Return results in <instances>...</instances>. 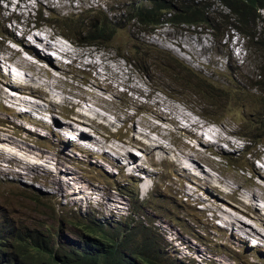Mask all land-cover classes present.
<instances>
[{"label":"rangeland","instance_id":"rangeland-1","mask_svg":"<svg viewBox=\"0 0 264 264\" xmlns=\"http://www.w3.org/2000/svg\"><path fill=\"white\" fill-rule=\"evenodd\" d=\"M6 2L0 0V7L11 5ZM45 2L41 3L42 20L38 22L45 32L41 33L44 38H48L52 32L55 38L59 35L56 31L61 29L66 32L67 26L74 28L80 20L85 23L84 14L89 18L96 14L103 18L101 13H104L113 18L116 25L111 27L108 41L90 32L95 27L85 30L80 26V32L85 30L84 34L80 38L72 34L73 40L67 39L76 53L83 55L76 63L68 59L36 63L31 56H26L11 64L9 59L12 52L20 56L24 50L12 42L7 44L6 50H0V59L3 60L0 69L7 70L10 66L15 73L12 80L4 76L0 80V151L4 150L7 157L20 161L19 169L26 176L44 175L30 179L20 173L15 180L0 172V195L13 207L16 223L32 228L42 225L41 229L68 238L76 232L67 224L69 211L74 213L71 209L73 201L88 197L91 188L104 196L100 198L97 195L88 210L95 213L98 220L112 223L127 215L133 208L135 194L139 193L138 181L132 176H121L116 166L106 164L99 150L108 151L112 158L134 159L127 144L131 140L138 142L135 137L147 140L138 133L131 138L134 124L137 132L151 139L161 135V142L172 154H180L179 158L187 169L193 168L195 160L200 174L209 179L213 189L229 206L224 207L226 212L221 216L227 218L238 214L242 219H247L246 223L242 222L245 224L242 228L232 226L235 234L260 233L264 238V189L258 183L260 178H253L252 174L250 177L251 166H246L252 163L255 153L249 145L255 139L264 140V129L260 125L264 121V93L252 89V84L257 83L256 72L264 67V57H258V60L257 56L250 58L249 55L260 54L244 52V43L238 52L236 47L241 44V35L232 29L225 34L220 33L217 20H221L219 17L215 20L214 13L212 31L205 28V22H200V27L167 25L164 29H152L145 33L142 31L146 28L130 16L128 7L131 3L146 7L148 0H79L78 3L73 2L77 6L74 11L65 8L64 0ZM21 6L23 15H18V23L10 18L5 19L10 10H2L0 23L8 30L15 25L12 26L14 36L28 45L22 23L26 18L24 11L30 2ZM83 6L90 8L83 11ZM214 11L229 13L219 4L215 5ZM15 12L17 14L19 10ZM260 14L264 18V11ZM45 20L50 26L52 22L58 28L51 30L45 27L42 23ZM257 31L263 32L264 36V24H259ZM235 35L238 37L237 43L233 39ZM31 41L54 55L51 46L45 47V41L34 37H31ZM143 59L147 60L151 71L141 69L138 60ZM36 90L38 92L33 93ZM3 96L19 102L22 114L9 112L11 106L2 101L5 100ZM188 113L206 122L224 121L231 129L227 134L241 141L240 149L224 146L219 150L218 146L212 144L217 153L201 154L195 151L194 148L201 147L186 134L177 131L175 126L176 118L187 124L192 123L189 119L185 120V117L191 118ZM28 121L52 125L58 137L48 139V131L43 126ZM15 123L23 124L26 129L17 127ZM119 127L122 128L121 133H127L126 136L114 133L115 128ZM210 130L206 131V136ZM59 133L89 144L96 157L75 155L67 145L68 139L59 136ZM60 139L66 143L65 147ZM245 146L247 149L242 151L241 148ZM62 151L65 153L62 154ZM134 154H139L138 161L151 172L147 178L149 191L141 196L148 200L144 205L137 202L134 208L148 220L156 221V227L145 226L138 219L131 222V232L139 233L136 237L138 247H142L144 239H148V246H151L157 238L153 250H159L162 255L160 250L168 245L170 249H179L180 257L191 254L200 259L202 252H209L218 259V264H245L236 249L242 253L253 249V257L256 251L262 250L258 258L264 264V246L249 248L247 242L234 240L231 233L214 227V221L219 218L212 219L209 208L205 209L206 204H200L197 199L199 194L207 195L206 190L196 191L195 184L184 181L187 192L191 194L180 191V176L173 169V162H169L177 159L171 154L162 153L168 154L169 161L153 163L137 149ZM183 154L189 157L184 158ZM70 156H80L84 160ZM1 163V166L8 164L4 160ZM47 173L50 174L46 176ZM137 173L145 176L143 170ZM220 190L224 191L221 193ZM54 192L56 195L58 192H70L73 196L61 197L57 201L52 194ZM46 194L48 196L45 197ZM84 202L81 205L86 208ZM110 209L114 210L113 217L107 214ZM204 216L210 224L203 221ZM232 242L233 247H229ZM251 243L256 244L255 241ZM246 260L252 261V258L247 257Z\"/></svg>","mask_w":264,"mask_h":264},{"label":"clouds","instance_id":"clouds-1","mask_svg":"<svg viewBox=\"0 0 264 264\" xmlns=\"http://www.w3.org/2000/svg\"><path fill=\"white\" fill-rule=\"evenodd\" d=\"M8 2L11 4L10 6H7L6 8L0 7V13L2 12V10H10L11 11L7 16H5V19L10 18L13 21L18 23L19 19H20L19 16L23 15V12H22L23 8L21 5H24L25 2H30L31 8L28 11H26V10L24 11V15L26 16V18L22 24L25 25V23L27 21H29L30 24L35 25L37 22L42 20L40 9H39L40 4H39L38 0H7L6 4ZM41 2H42V4L46 3L45 0H41ZM12 3H19L20 6L15 7ZM116 4H118V3H116ZM131 4H133L135 6H141L139 4H137V5L134 3H131ZM216 4H219V3H214V8H215ZM88 8H90V7L86 8L85 6H83L82 10L84 11ZM214 8H213V11H214ZM16 9L19 10V12L17 14L15 12ZM99 10H101L100 7H99ZM89 11L84 12V13L87 14V13H89ZM261 11H264V9H259V14L261 13ZM213 13L218 14V11L211 12V14H213ZM96 16H97V14L94 15L93 18H95ZM130 16H131V13H130ZM217 16L218 15H215V17H217ZM260 16H261V14H260ZM85 17H87V16L84 14V18ZM133 18H135V17H133ZM261 18L264 19L262 16H261ZM51 20H52V17H51ZM87 20H89V21L86 22ZM92 20H93L92 18L87 17V19H84L85 23H82V21L80 20L78 22L79 25H76L74 28L69 27V28L73 29L72 34L76 35L77 38H80L82 36V34H84V31L90 27L89 25H90V23H92ZM107 20H109V19H107ZM42 23L44 24L45 27H48L51 30H53L54 27L58 28L52 22H51V26H50L49 23L47 22V20L42 21ZM80 24H85V26L80 25ZM259 24L263 25L264 22L261 23L259 21L258 25ZM167 25H174V26L188 25V26H191V25H189L187 23H183V22L171 23L169 21H165V22L158 23L155 26H150V29L144 30L142 32L149 33L152 29L154 31L155 29H160L163 27L165 28V26H167ZM12 26H15V25H11V28L8 30L7 27H5L3 23L2 24L0 23V44H1L0 50H2V49L6 50V48L8 47L7 44L12 42L13 44L20 46L22 48V50H24V51H21V53H20L21 56H23V57L31 56L33 58L34 62H36V63L43 62L44 64H47V62H45V61H48L50 63H55L56 61L63 62L65 59H68L71 61V59L68 57H60L59 55H57L54 49H53L54 55L48 54L47 52H45V50H42L37 44L32 43V41H31L32 36L29 33H23L24 35L27 34L26 36H28V37L25 36V39H26L27 43L30 46H32V48L35 50V53L30 52L29 50H27L25 48V44H26L25 42L18 41V39H16V37L14 36L13 30H12ZM80 26L85 27L84 28L85 30L83 32H80ZM192 26L200 27V26H198V23L193 24ZM202 28H204V27L202 26ZM205 28L208 29L209 31H212L211 28H208L207 25ZM65 29H66V31H68L67 28H65ZM75 29H77L78 32H75ZM229 30H231V27H229L227 31H229ZM232 30L234 31L235 29H232ZM33 31L38 32L37 27H35L33 29ZM235 31H237V30H235ZM56 32H57V34H59L56 36V38L65 44L67 43V39L69 41L73 40V38H71L72 34L71 33L69 34V32L66 33V32L62 31L61 29L59 31H56ZM241 37H242L241 44L236 47L237 48L236 50L238 52L241 51L242 43H244V46H245L244 52L252 51L251 48L249 47V40L246 37H244L243 35H241ZM233 39H236L235 43H237L238 37L236 35L233 37ZM254 54H258V53H254ZM40 55H44V56H40ZM249 57L251 58L254 56H249ZM261 57H264V56H259V59ZM257 59H258V57H257ZM14 60L19 61L20 58H19V56H17L16 54H14L12 52V56L10 57L9 62L12 64L14 62ZM2 62H3V60L0 59L1 65H2ZM73 63H76V62H73ZM2 67H3V65H2ZM145 67L148 69H143L144 71H147V70L151 71L152 70L149 67L148 63ZM257 72H256V74H257ZM8 73H10V74L13 73L10 66L7 70L1 68L0 69V79H2V76L7 78ZM256 74H255V78L257 80L258 77L256 76ZM252 89L258 90L261 94L264 93L263 91L261 92L257 88H252ZM2 101L4 103H6V105L11 106V110L9 112H12V113L17 112V113L22 114L20 112V109H21L20 106L19 105L15 106L13 104L14 100H10L8 98H5V100L2 99ZM8 102H10V103L7 104ZM3 109L5 110V108H3ZM188 115L192 119L198 120L200 122V127L204 126L206 129H209V128L218 129L221 124L225 125L224 121L208 120L209 122H206L204 120L198 119L197 117L195 118V116H193L190 113H188ZM2 119L5 122L8 121L7 118H2ZM158 120H159V117H158ZM28 122H30L32 124H37V125L43 126L48 131V134H49L47 136L48 139L58 137L57 131L54 129V127L52 125L42 123V122L39 123L40 121L35 122V123H33L31 121H28ZM15 125L19 128L23 127L26 129V126H24L23 124L19 125V124L15 123ZM260 125H261V128L264 129V121H261ZM121 131H122L121 127L115 128L114 133L119 134L121 137L126 136L125 134H127V133H121ZM195 131L198 135H200V133L204 134L203 129L198 130V128H197V130H195ZM83 132L85 133V131H83ZM68 136L69 135H64L62 137L68 139L67 145L70 149H72V151L75 155H83L84 157H89V158L96 157L94 149L90 148V153H89L88 151L84 150L83 145L85 143L83 141L72 138V137H68ZM112 136L114 137V134ZM187 137L201 147V148H198V150L200 152L203 151V154L217 153V151H218V150H214L213 147L206 148L203 145L198 144L194 138L189 137V136H187ZM230 137L236 141L237 149H240V146H241L240 142L241 141L236 139L234 136H230ZM59 141L62 142L61 139ZM62 144H63V147H65L66 143L62 142ZM224 146L226 148H229V146H227L225 143L222 142L219 144V150H222V148ZM249 146L255 150L254 156L252 157V163L246 164V166H251V168H250V177H251V174L253 173V167H259V168L264 167L263 158H262V156L264 155V140L261 138L255 139V140H253L252 144ZM135 149L139 150L142 154L146 155V157L148 159H150L153 163L162 162V161H167V162L169 161L168 157L166 159H162V158H159L157 156H149L142 149H140L138 147H134L130 151V154L132 153L131 156L134 159H132V160L126 159V161H128L129 164L125 167L124 170H122L119 167V162H121V159H119L118 157L112 158V157H110L108 151H106L104 149H100L99 153L103 156V159L106 161V164L108 163V165L110 167L116 166L119 169L121 176H124V175L132 176L136 181H138L139 193L135 194L133 208L130 210V212L127 215H125L119 219H116L112 223H108V222H102V221L98 220L96 218L95 213L88 212V210L90 208V204L93 203V200L96 199L97 195L99 194L97 189L91 188V190L88 192V194H89L88 197H86L85 199L84 198H77L73 201L74 205H73V207H71V209L76 214L69 211L67 224L71 228L75 229L76 232L73 233V235H71L68 238H62L59 236V234L54 235L48 229H41L40 227H43L42 225L38 228H32L29 226H21V225L17 224L16 219L14 217V213H13V207H11L8 203H6L4 197L2 195H0V264H24V262H26L28 264H49L50 258L48 255V251L51 252L52 254L55 251H58V252L70 251L71 249L74 248V246L76 244H78L80 242H84V243L87 242L90 245L88 247L89 249L99 250V249L103 248L107 243L106 232L109 234H117L118 233L120 235H123L125 229H127L128 233L130 234L131 238L134 241L133 248L137 249L140 252L142 251V252L149 253V258H148V260H146V262H141V261H138L137 259H130L127 262V264H170V263L171 264H218V262H217L218 259L214 258V256H211V254H209V252H207V253L202 252L203 256L200 259L195 257V256H192L191 254H189V255L187 254V255H184L183 257H180L178 254L179 249H176L175 247H173V249H170L168 247V245L167 246L164 245V249L160 250V251H162V253L164 255V257H163V255L159 252V250H153L156 243H157V238H156V243L151 245V246H148V239H144L142 247L137 246L136 237L139 235V233L131 232V229H130L131 228L130 226L134 222V220L138 219L145 226H149V227H153V226L156 227V221L155 220H148L147 218L144 217V215L138 213L134 208V206L137 202L142 204V205L146 204V200H148V199L147 198H141V196L145 195L149 191L148 186H147V178L151 175V172H149L146 169V167L140 161H138L137 155H139V154H134ZM241 149H242V151L246 150L247 146H245L244 148H241ZM257 149H261L262 153L261 154L257 153L256 152ZM214 151H216V152H214ZM245 152H246V154L249 153L248 151H245ZM61 153L64 154L65 151H62ZM70 157H72L74 159H78V160H84L80 156L79 157L77 156V158L74 156H70ZM108 157L110 158V160H107V159H109ZM97 159L101 160L100 157H97ZM2 160L6 161L8 163L7 166H5V164H3L4 167L1 166ZM123 161H125V160H123ZM194 161L195 160H193V168L188 169V172H184L181 170H180L181 172H178L179 169L176 166V160L172 159V161H169V162H173V169H175V171H177V174L180 176L181 187H182V190H180V191L182 193H185L187 195L191 194V192H187V190H186L187 186L185 185L184 181H189V182L195 184L197 187L196 191H198L199 189H204L207 191V195L202 196L199 194L197 199L200 201L199 202L200 204H203V203L206 204L207 207L205 209L209 208V210L211 211L212 219H215L216 218L215 214L216 213H219L221 215L224 214L226 212L224 207H226L228 205L225 204V199H223L222 196L219 193H217L213 189L212 186L199 184L196 177H204V176L202 174H200V167ZM19 162L20 161L14 159L13 157H11V158L7 157V154L4 150L0 151V172L4 176L10 175L15 180L20 177V173H22L25 178H30V179L44 176L43 174L42 175L41 174H35L32 176H26L24 174V172H22L19 169V167H20ZM135 164H138L139 168L137 170L131 171V167ZM149 168H151V166H149ZM142 170L145 171V176L138 175L137 172L142 171ZM187 173H190L192 176L191 175L188 177L185 176ZM193 175L196 177H193ZM3 180H5V179H3ZM142 185L147 186V187H142ZM105 186L107 187V185H105ZM109 191H110V189H109ZM220 191L222 193L224 190H220ZM232 193L233 192H231V194ZM52 194L55 195V200H57V201H59L61 197L67 196V198H69V197L73 196L70 192H66V194H64L63 192H58V195H56V192H54ZM46 196H48V194H46L45 197ZM98 196L100 198L104 197L103 195H98ZM83 201H85L84 203L87 205L86 208H83L81 205V203ZM215 201H217V203L221 204L222 209L219 210L218 208L215 207ZM103 205H104V202H102V206ZM76 206H77V208H76ZM15 209H17L18 211H21L19 208H15ZM101 211H102V215L104 216V214H106V213H104L103 209ZM107 214L111 217H113L115 215L113 209H110ZM203 221L210 224V221L205 216L203 217ZM214 222H215L214 227L216 229H219L221 231H227V232L231 233L234 240H241L243 242H247V245L249 246V248L255 247L257 245L264 246V238H262L260 236V233H257V236L259 237V239L246 238V235H247L246 233H236L235 234V232L232 231L227 224H226V227H227L226 228L222 222H221L222 224L219 223L218 219H216ZM252 241H255L256 244H252L251 243ZM229 247H233V242H232V245H230ZM78 248L80 249L81 247L79 246ZM130 250H131L130 247L128 249H126L127 252ZM123 251H124V249H123ZM236 251L238 252L239 256L242 258V261L245 264H254L256 262H260V264L262 263V261L259 260V258H258L259 257L258 253L260 254L262 252V250H261V252L256 251V253L253 254V255H255V257L251 256V252H253V249H250L249 252H246V253H242L238 249H236ZM247 257H251L252 261H247L246 260Z\"/></svg>","mask_w":264,"mask_h":264},{"label":"trees","instance_id":"trees-1","mask_svg":"<svg viewBox=\"0 0 264 264\" xmlns=\"http://www.w3.org/2000/svg\"><path fill=\"white\" fill-rule=\"evenodd\" d=\"M214 3H219L229 12L218 11V14H214L218 15L217 17L221 20V22L217 20L219 22L218 31L224 34L229 27L237 30L249 40V47L252 52L260 54L249 56H264L263 32L257 31L258 22H264L259 14V9H264V0H148L146 7L130 4L128 10L131 17H135L137 22L146 28L145 30L165 21L171 23L183 22L189 25L205 22L208 28L214 29L212 26L213 14H211V12H214ZM102 15L103 18H99V16L92 18V23L100 27L98 28L90 23V27L96 28L91 29L90 32L108 41L111 37V27H114L116 23L112 21L113 18L107 17L104 13ZM217 17H215V20ZM84 19H87V17ZM80 25L85 26V24ZM66 28L68 29L66 32L72 34L73 29ZM75 32H78L77 29H75ZM138 64L142 69H148L145 67L147 65L146 59L138 60ZM262 65H264V59ZM256 76L258 77L257 83L252 84V88L264 92V67L259 69ZM202 96L210 98L208 95L203 94ZM106 239V245L99 250L89 249L90 245L87 242H80L70 251H55L53 254L48 251L49 264H127L130 259L146 262L149 258V253L140 252L133 248L134 241L127 229L124 230L123 235L106 232ZM129 247L131 250L127 252L126 249ZM24 264L28 263L24 262Z\"/></svg>","mask_w":264,"mask_h":264},{"label":"bare ground","instance_id":"bare-ground-1","mask_svg":"<svg viewBox=\"0 0 264 264\" xmlns=\"http://www.w3.org/2000/svg\"><path fill=\"white\" fill-rule=\"evenodd\" d=\"M38 1L40 4L39 9L41 10L43 8L42 4H41L42 2H41V0H38ZM48 1L50 2L51 0H48ZM73 2L78 3L79 0H64V6H67L65 8L70 10V11H74L77 6H74ZM12 4L15 7L20 6L19 3H12ZM30 8H31V3H30V6L25 10L28 11ZM24 27H25L24 33H29L32 37H34L35 39H37L41 42L45 41V43H47V45L45 47L51 46V48H53L55 50L56 54L59 55L60 57H68L71 59L72 62H78V60L83 56L82 54L80 55V54L76 53V51L73 49L72 45H70L69 43L65 44V43L59 41L56 38V36H55V38H53V35H55V33H53V32L51 33V35H48V38H44L41 33H45V32L42 28H40L38 26V22L35 25H32V24H30L29 21H27L25 23ZM35 27H37L38 32L33 31V29ZM28 45L25 44V48L27 50H29L30 52L35 53V50L32 48V46H30V45L28 46ZM13 53L17 55V52L13 51ZM19 58L21 60V58H24V57L20 55ZM94 63L96 64V62H94ZM29 65L33 66V64H29ZM36 69H38V68H36ZM7 78H9L11 80L14 79L15 73H12V74L8 73ZM0 84H2V81H0ZM36 92H38V91L36 90L33 93H36ZM3 98H6V97L3 96ZM13 104L15 106H18L19 102L13 101ZM79 112H81V111H79ZM186 119L191 120L192 123L187 124L185 122H181L178 118H176V120H175L176 130L186 134V136L194 138L198 144H201L204 147L208 148V147H212V144L219 147V144L223 142L227 146H230L232 149H237L236 141L233 138H231L230 135L227 134V132L231 131V129L228 128L226 125L221 124L218 129L209 128L211 130L208 131V133H207L208 136H205L206 131L208 129H206L204 126L200 127V122L198 120L185 117V120ZM194 127L198 128V130L203 129L204 134L199 132L200 135H198L196 133ZM135 133H138L142 136H145L147 138V140H141L140 138L135 137V139L140 143L131 140V142L129 144H127L129 146V149H132L134 147H138V148L142 149L145 153H147L149 156H157V157L162 158V159H166L168 157V154H171L175 159H177L176 160V166L178 167V169L181 171H184V172H188V169L183 164V160L179 158L180 154H174V153L172 154L171 151L169 150V148L161 142V140H160L162 137L161 135L158 136L157 139H151L148 135H146V134L143 135V134L137 132L136 127L133 124V136L131 138H134ZM57 135H58V133H57ZM59 136L62 137V136H64V134L60 135V133H59ZM226 138H227V140H225ZM191 147L194 148V145H192ZM83 148L85 151H88L90 153V145L89 144L85 143L83 145ZM194 149H195V151H198L199 153L203 154V151L200 152L198 150V148H194ZM256 152L260 153V154L262 153L261 149H257ZM162 153H168V154L163 155ZM183 157L188 158L189 156L183 154ZM262 158H263V164H264V155L262 156ZM119 159H121V162H119V167L122 170H124L125 167L129 164V162L126 161V158H120L119 157ZM123 160H125V161H123ZM138 168H139V165L135 164L131 167V171L137 170ZM49 174L50 173H47L46 175L48 176ZM190 175H191L190 173H187L185 176L188 177ZM193 177H196V176L193 175ZM252 177L253 178L257 177L258 179L260 178L263 182L260 180L258 183L264 189V167L263 168L253 167ZM196 179L199 182V184L208 185V186L213 187V185L210 183L209 179H207L205 177H196ZM251 195L254 196L255 194L252 192ZM215 207L218 208L219 210L222 209L221 204H219V203L215 204ZM215 216L219 218L218 220L220 222H222L225 227L227 224L232 231H234V228H236V227L242 228L245 225V224H242V222H245V223L247 222V219H242L238 214H236L232 217L227 216V218L222 217L221 214H219V213H216ZM232 226L234 228H232ZM246 234H247L246 238L259 239V237L257 236L256 233L247 232Z\"/></svg>","mask_w":264,"mask_h":264}]
</instances>
